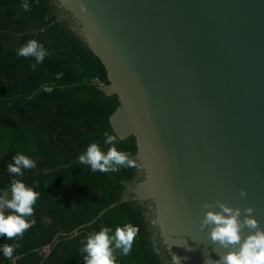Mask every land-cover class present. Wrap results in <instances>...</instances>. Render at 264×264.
<instances>
[{
  "label": "water",
  "instance_id": "1",
  "mask_svg": "<svg viewBox=\"0 0 264 264\" xmlns=\"http://www.w3.org/2000/svg\"><path fill=\"white\" fill-rule=\"evenodd\" d=\"M58 5L107 70L110 83L100 90L121 102L111 126L136 139L143 165L125 200L159 215L170 257L213 264L230 250L201 230L206 212L220 211L205 203L252 207L264 229V0ZM249 234L245 228L242 239Z\"/></svg>",
  "mask_w": 264,
  "mask_h": 264
},
{
  "label": "trees",
  "instance_id": "2",
  "mask_svg": "<svg viewBox=\"0 0 264 264\" xmlns=\"http://www.w3.org/2000/svg\"><path fill=\"white\" fill-rule=\"evenodd\" d=\"M58 1L0 0V196L16 179L39 193L27 218L35 224L22 238L0 236V264H86L84 238L103 226L114 234L128 223L140 231L130 254L116 250L117 264H172L151 223V205L125 200L128 188L142 179V168L92 172L78 162L93 142L105 152L110 147L102 133L116 135L110 118L121 102L100 90L110 83L107 70ZM30 39L44 45L41 64L17 55ZM45 86L54 90L44 92ZM115 144L137 160L134 137L117 136ZM17 153L33 159L36 168L10 175L7 167ZM5 243L19 245L11 259L3 254Z\"/></svg>",
  "mask_w": 264,
  "mask_h": 264
},
{
  "label": "clouds",
  "instance_id": "3",
  "mask_svg": "<svg viewBox=\"0 0 264 264\" xmlns=\"http://www.w3.org/2000/svg\"><path fill=\"white\" fill-rule=\"evenodd\" d=\"M81 7L84 10L85 6ZM17 55L25 58L34 57L36 64H41L45 59L46 50L43 44L30 39L24 46L17 49ZM36 64L32 65L33 70L36 69ZM61 76L62 73H58L56 78L60 79ZM53 90V86H45L42 89L48 93ZM102 136L104 137L103 143L110 147L105 152L99 142L91 143L87 150L79 156L78 162L81 165L90 166L92 172L104 173L117 172L121 167H143L130 152L118 150L115 144L116 135L105 131ZM13 161L14 163L8 164L7 167L8 173L12 176H23V170L34 169L37 166L33 159L22 153L13 156ZM239 195L246 197L247 191L241 189ZM38 198L37 191L27 186L22 180H14L9 190L0 196V236L9 240L22 238L26 230L35 224V220L29 221L27 218L34 215V205ZM203 207L205 209L218 208L220 211H207L201 222V230L210 228L209 235L212 242L218 243L224 249H230L224 255H219L220 258L213 261V264H264V229L252 216L254 208H234L221 201L205 203ZM6 209L11 210V213L6 214ZM242 216L243 219H241ZM151 223L154 226L160 224L158 214ZM245 228L250 230V234L246 239H242ZM139 231V226L131 223L117 227L114 234H111L110 227L103 226L100 231L84 238L86 243L82 240L83 252L86 253L84 256L86 264H117L116 250H121L124 255L130 254ZM18 247V244L5 243L2 246L5 258L11 259ZM155 251L159 254V248H155ZM171 259L172 264H181V257L172 254Z\"/></svg>",
  "mask_w": 264,
  "mask_h": 264
},
{
  "label": "flooded vegetation",
  "instance_id": "4",
  "mask_svg": "<svg viewBox=\"0 0 264 264\" xmlns=\"http://www.w3.org/2000/svg\"><path fill=\"white\" fill-rule=\"evenodd\" d=\"M140 172H142V170H140ZM159 238H160V236H159ZM161 243H162V242H161ZM162 246H163V248H162V249H163V253L168 252L167 249H166V246L163 245V244H162Z\"/></svg>",
  "mask_w": 264,
  "mask_h": 264
},
{
  "label": "rangeland",
  "instance_id": "5",
  "mask_svg": "<svg viewBox=\"0 0 264 264\" xmlns=\"http://www.w3.org/2000/svg\"><path fill=\"white\" fill-rule=\"evenodd\" d=\"M46 253H48V250H46Z\"/></svg>",
  "mask_w": 264,
  "mask_h": 264
}]
</instances>
